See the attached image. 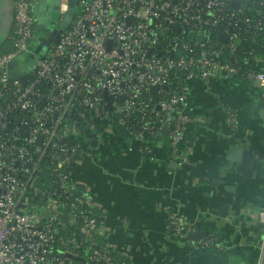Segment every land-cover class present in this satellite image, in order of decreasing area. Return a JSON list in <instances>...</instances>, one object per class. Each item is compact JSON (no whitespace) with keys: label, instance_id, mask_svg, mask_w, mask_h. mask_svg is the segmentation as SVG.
<instances>
[{"label":"built area","instance_id":"built-area-1","mask_svg":"<svg viewBox=\"0 0 264 264\" xmlns=\"http://www.w3.org/2000/svg\"><path fill=\"white\" fill-rule=\"evenodd\" d=\"M246 3L264 8V0H75L68 28L24 73L22 85L8 68L30 54L37 15L30 0L11 1L13 50L0 55V264H116L114 247L95 237L107 233L92 215V201L68 177V168L92 149V137L80 140V127L93 131L96 121L108 123L97 141L115 133V123L139 145L144 134L154 148L166 139L175 161L188 126L200 124L185 112L192 83L238 76L264 100V69L253 65L258 57L249 55L241 64L221 59L237 50L236 30L249 22ZM67 8L68 0H60L62 18ZM14 112L25 115L18 122L27 129L23 134L20 128L8 133ZM135 115L141 132L127 126ZM225 117L236 130V114L227 109ZM70 140L74 146L67 145ZM44 173L52 178L50 192L40 185L47 184ZM257 217L255 264H264V210ZM166 219L168 231L191 251L222 249L213 235L188 241L196 225L180 212L170 211Z\"/></svg>","mask_w":264,"mask_h":264},{"label":"crops","instance_id":"crops-1","mask_svg":"<svg viewBox=\"0 0 264 264\" xmlns=\"http://www.w3.org/2000/svg\"><path fill=\"white\" fill-rule=\"evenodd\" d=\"M12 0H0V55L13 50ZM37 24L48 23L53 0H30ZM253 65L264 69V59ZM188 110L201 133L190 149L172 161L165 143L143 152L131 137L108 134L89 155L72 165L74 182L93 203L107 243L131 264H255L264 210V127L260 90L240 79L217 78L190 85ZM233 111L238 128L226 123ZM234 145L253 148L251 178L227 160ZM177 211L213 235L222 249L191 251L167 229V213Z\"/></svg>","mask_w":264,"mask_h":264},{"label":"trees","instance_id":"trees-1","mask_svg":"<svg viewBox=\"0 0 264 264\" xmlns=\"http://www.w3.org/2000/svg\"><path fill=\"white\" fill-rule=\"evenodd\" d=\"M245 10H244V18L247 19L249 22H245V23H241V25L238 26L236 33L238 34L239 38H240V42L237 45V50L234 54H229V53H225L224 57H221L222 61H231V62H236L238 64H241V60L248 57L249 55H254L256 57L262 58L264 59V19H261L262 14L264 13V8H261L259 6H257L255 3H246L245 4ZM259 22V23H258ZM257 24H260V26H257ZM37 38V33L35 32V37L34 39ZM43 57V54H41V58ZM26 58V56H25ZM40 58V59H41ZM29 70V69H28ZM234 79H240L243 80L240 77H233ZM244 81V80H243ZM156 91L152 90L151 94L152 96H155ZM186 113L195 116L192 112H190L189 110L185 111ZM25 118V115L20 113V112H14L13 114L10 115L9 118V123L7 126V130L8 133H13L14 130L16 128H20V133L23 134L24 132L27 131V129L21 128L18 125V122ZM156 124V123H155ZM101 126V127H100ZM108 123H99L98 121H96V126L95 129L93 131L87 130L85 129L83 126L82 128L80 127V129L83 130L82 135L80 137V140H82L83 137H87V138H91L92 133H96L99 134L101 131V128L107 127ZM115 128V135L118 138H125V131H124V127L122 126H118L116 123L114 124ZM127 126L132 127V129L135 132H141L142 130V124L139 122V117L138 116H133L131 117V119L128 120L127 122ZM200 125L198 123H195L193 125H189L187 128V131L184 135V140L181 141L177 148L175 149V152L179 155H181L184 150L186 149V146L188 143H192L194 141L195 138H197L199 136V134L201 133L200 130ZM156 127V125H155ZM144 141L142 143H140L139 147H145L147 146L149 148V151H147L148 153H150L153 149L154 146L152 144V142L154 141L153 138H150L149 135L144 134ZM165 149L167 151V153L169 155H171V153L173 152V150L168 146V141L165 139ZM21 142L18 141V144H20ZM68 146H74L75 143H73L72 140H70L67 144ZM90 147H92V144H90ZM72 165L68 168V177L70 180L74 181L73 179V175L71 172ZM44 180L45 183H40L43 186L42 189L46 190L47 192H50V188L48 187L49 183L52 181V178L49 176L48 178V174L44 173ZM77 191L78 193H83L82 188H80V186L77 187ZM85 209V207H80V210ZM69 213H70V209L67 208L64 210V220L66 222H69ZM93 215V213H92ZM94 216V215H93ZM71 227V226H70ZM73 230V227H71ZM196 229L203 234V232H201V228L200 226H197ZM66 235L65 232L62 233V236ZM207 235L202 237H206ZM96 239L99 242H107V238H104L103 234L100 233H96L95 234ZM207 251V250H206ZM203 252V251H202ZM117 255V253L114 251L113 253V259L115 258V256ZM114 262L117 263H125V264H131V262L127 259V258H123L120 259L119 261H115Z\"/></svg>","mask_w":264,"mask_h":264},{"label":"water","instance_id":"water-1","mask_svg":"<svg viewBox=\"0 0 264 264\" xmlns=\"http://www.w3.org/2000/svg\"><path fill=\"white\" fill-rule=\"evenodd\" d=\"M60 0L52 1V11L58 13ZM75 13V0H68V8L63 17V19L58 22L57 14L51 15L48 23L44 24H36L35 32L37 33V40L39 42V50H43L48 48L53 42H55L61 33L66 30L71 22L73 15ZM223 41H226L225 37L221 38ZM30 59L34 60L36 58L35 53H32ZM25 57H18L17 60H14L10 66L9 70L11 74L19 80L22 85L26 84V76L22 72L20 68V62L24 61ZM228 79H232L233 77L229 76ZM264 101V100H263ZM92 124H95V121H92ZM86 129H89L87 126ZM127 136V133H125ZM92 145H97V136L96 133H92L91 135ZM227 160L235 163L237 173L241 174L243 177L251 178L252 174V166L255 160V155L253 153V148L249 147L248 149H243L240 147H235L234 145L229 146L228 148V156ZM40 194V192L38 193ZM65 225L67 222L65 221ZM200 238L198 233H191L186 236V239L190 242H195ZM68 263V261H67Z\"/></svg>","mask_w":264,"mask_h":264},{"label":"rangeland","instance_id":"rangeland-1","mask_svg":"<svg viewBox=\"0 0 264 264\" xmlns=\"http://www.w3.org/2000/svg\"><path fill=\"white\" fill-rule=\"evenodd\" d=\"M38 44H39V42H38L37 38L32 40L31 46H30V50H31L30 54L26 55L25 60L20 62V68H21L23 73L27 72L28 69H31L34 66V64L36 63V61L41 58V54H43V52L46 50V49L39 50ZM32 53H35V56H36V58L34 60L30 59V57H29ZM40 185L43 186L42 184H40Z\"/></svg>","mask_w":264,"mask_h":264}]
</instances>
